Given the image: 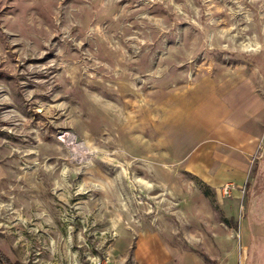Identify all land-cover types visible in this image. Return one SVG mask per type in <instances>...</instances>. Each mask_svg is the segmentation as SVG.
<instances>
[{
    "label": "rangeland",
    "instance_id": "rangeland-1",
    "mask_svg": "<svg viewBox=\"0 0 264 264\" xmlns=\"http://www.w3.org/2000/svg\"><path fill=\"white\" fill-rule=\"evenodd\" d=\"M242 74L264 81V0H0V249L243 264L246 187L236 200L187 166L196 104Z\"/></svg>",
    "mask_w": 264,
    "mask_h": 264
},
{
    "label": "crops",
    "instance_id": "crops-1",
    "mask_svg": "<svg viewBox=\"0 0 264 264\" xmlns=\"http://www.w3.org/2000/svg\"><path fill=\"white\" fill-rule=\"evenodd\" d=\"M192 117L206 138L188 157L187 166L212 188L234 183L232 196L236 200L241 197L242 187H246L239 221L245 245L243 264H261L262 248L253 247L250 252V235L252 231L260 234L264 243V194L249 191L251 182L254 188L264 184V81L246 74L226 79V88L206 95L196 104ZM248 195L252 198L251 208L246 204ZM159 246L139 254L136 264H206L196 255L176 254ZM232 264H237V254Z\"/></svg>",
    "mask_w": 264,
    "mask_h": 264
},
{
    "label": "trees",
    "instance_id": "trees-1",
    "mask_svg": "<svg viewBox=\"0 0 264 264\" xmlns=\"http://www.w3.org/2000/svg\"><path fill=\"white\" fill-rule=\"evenodd\" d=\"M0 264H21L20 261L12 260L7 254L0 249Z\"/></svg>",
    "mask_w": 264,
    "mask_h": 264
},
{
    "label": "built area",
    "instance_id": "built-area-1",
    "mask_svg": "<svg viewBox=\"0 0 264 264\" xmlns=\"http://www.w3.org/2000/svg\"><path fill=\"white\" fill-rule=\"evenodd\" d=\"M231 184H229V183H226L223 187H222V192L224 193V194H227V195H229L230 194V192H231ZM244 244V243H243ZM244 246V245H243Z\"/></svg>",
    "mask_w": 264,
    "mask_h": 264
}]
</instances>
